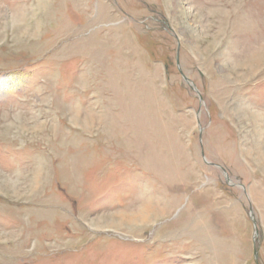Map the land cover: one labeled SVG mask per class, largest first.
<instances>
[{"label": "rangeland", "instance_id": "rangeland-1", "mask_svg": "<svg viewBox=\"0 0 264 264\" xmlns=\"http://www.w3.org/2000/svg\"><path fill=\"white\" fill-rule=\"evenodd\" d=\"M0 264H264V0H0Z\"/></svg>", "mask_w": 264, "mask_h": 264}]
</instances>
